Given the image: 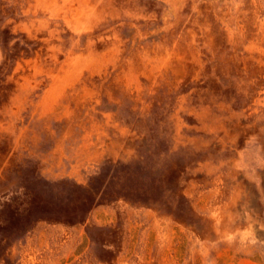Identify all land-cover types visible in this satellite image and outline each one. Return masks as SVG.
Listing matches in <instances>:
<instances>
[{
    "label": "rangeland",
    "instance_id": "374dc122",
    "mask_svg": "<svg viewBox=\"0 0 264 264\" xmlns=\"http://www.w3.org/2000/svg\"><path fill=\"white\" fill-rule=\"evenodd\" d=\"M0 264H264V0H0Z\"/></svg>",
    "mask_w": 264,
    "mask_h": 264
}]
</instances>
